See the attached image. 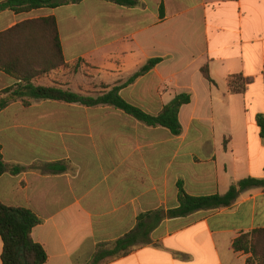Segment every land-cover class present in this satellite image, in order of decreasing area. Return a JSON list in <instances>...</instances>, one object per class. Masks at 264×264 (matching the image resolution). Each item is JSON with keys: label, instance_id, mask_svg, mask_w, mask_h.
Here are the masks:
<instances>
[{"label": "crops", "instance_id": "0c3cea01", "mask_svg": "<svg viewBox=\"0 0 264 264\" xmlns=\"http://www.w3.org/2000/svg\"><path fill=\"white\" fill-rule=\"evenodd\" d=\"M48 17L56 19L65 67L35 85L81 94L86 67L93 92L119 88L149 115L180 94L191 102L180 109L179 136L111 106L18 100L0 112L3 160L24 169L0 177V201L40 218L32 237L45 264H91L98 250L137 230L135 250L103 264H246L251 253L236 252L233 242L264 229V190L244 192L227 208L166 214L179 208V184L206 197L264 178L256 123L264 114V0H140L136 7L85 0L2 12L0 34ZM152 59L162 61L126 84ZM238 74L254 79L244 95L229 89ZM17 83L0 71V93ZM2 253L0 237V264Z\"/></svg>", "mask_w": 264, "mask_h": 264}, {"label": "trees", "instance_id": "16d2710c", "mask_svg": "<svg viewBox=\"0 0 264 264\" xmlns=\"http://www.w3.org/2000/svg\"><path fill=\"white\" fill-rule=\"evenodd\" d=\"M85 0H7L0 3V13L12 11L27 13L42 8L55 9L70 3H80ZM119 6L136 7L140 0H102ZM163 13V7L160 9ZM161 59H152L141 68L126 84L133 83L139 77L151 71ZM65 67L59 37L57 22L54 17L23 22L9 31L0 34V71H3L19 83L0 93V112L12 102L20 100L24 106H29L28 100L56 101L76 104L83 107L111 106L121 110L126 115L138 120L148 127H162L179 136L182 126L179 121L180 109L191 102L190 94H180L167 104L160 114L154 116L127 103L120 95L119 88L97 96H86L74 93L68 89L55 86H37L34 80L54 69ZM204 77L214 84L209 76L208 65L202 69ZM254 83L253 78L242 74L231 75L228 85L232 94L244 95ZM260 129V137L264 142V114L256 116ZM0 144V177L5 173L20 174L21 167H9L3 160ZM250 190H264V178H246L233 183L225 195L193 197L186 193L179 184V208L169 211L170 218L186 217L200 210L227 208L235 204L241 194ZM140 220V219H139ZM41 224L40 218L30 209L11 207L0 201V237L3 241V264H45L48 256L42 245L32 237L33 229ZM140 226V224H139ZM140 232L133 231L119 239L109 249H100L95 253L91 264H103L129 256L138 244ZM236 252L251 253L246 264H264V229H256L243 233L233 242Z\"/></svg>", "mask_w": 264, "mask_h": 264}, {"label": "rangeland", "instance_id": "374dc122", "mask_svg": "<svg viewBox=\"0 0 264 264\" xmlns=\"http://www.w3.org/2000/svg\"><path fill=\"white\" fill-rule=\"evenodd\" d=\"M92 75V71H90L89 69H87L86 67L83 69V73H82V79H81V91H82V95H86V96H97L99 93L98 92H93V85L90 84V78Z\"/></svg>", "mask_w": 264, "mask_h": 264}]
</instances>
